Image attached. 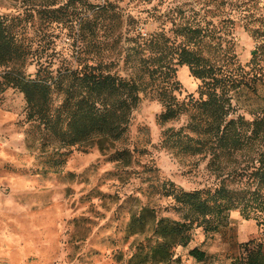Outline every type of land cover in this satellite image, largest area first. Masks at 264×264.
<instances>
[{
  "label": "rangeland",
  "instance_id": "rangeland-1",
  "mask_svg": "<svg viewBox=\"0 0 264 264\" xmlns=\"http://www.w3.org/2000/svg\"><path fill=\"white\" fill-rule=\"evenodd\" d=\"M49 1L0 0V14L14 19L34 55L52 63L61 81L58 106L74 92L84 64L101 63L121 76L145 78L140 59L150 52L140 49V39L158 32L173 37L178 24L196 23L204 15L216 22L230 16L243 64L250 63L261 42L245 30L244 16L253 15L252 25L264 31V0H109L104 8V0H63L56 12L46 7ZM36 69L34 63L27 71ZM247 70L251 77L259 73L257 91H237L233 115L252 119L264 106V59ZM176 78L179 99L196 95L202 84L187 66L177 67ZM142 97L128 136L101 150L94 144L60 147L44 125L28 119L20 91H0V264H130L134 254L157 243L156 218L180 219L178 204L164 195L171 183L189 192L223 178L230 182L226 176L245 164L247 154L215 163L210 156L181 151L165 131L185 125L187 118L163 122L161 96L149 88ZM118 147L131 151L130 165L114 160ZM147 209L155 216L148 213L132 227L133 218ZM189 233V243L173 249L171 264H231L240 243L261 238L263 227L233 210L218 230ZM195 247L206 252L205 261L190 256Z\"/></svg>",
  "mask_w": 264,
  "mask_h": 264
},
{
  "label": "trees",
  "instance_id": "trees-1",
  "mask_svg": "<svg viewBox=\"0 0 264 264\" xmlns=\"http://www.w3.org/2000/svg\"><path fill=\"white\" fill-rule=\"evenodd\" d=\"M62 2L50 0L45 5L56 12L61 10ZM108 2L104 0L103 8ZM244 18L245 30L261 41L250 63L243 64L236 52L234 19L225 15L216 22L204 15L196 23L178 24L173 37L158 32L140 39V49L150 52L140 59L145 78L121 76L101 63L84 64L77 71L74 92H67L65 102L58 106L55 100L61 81L52 63L43 60L42 55H34L22 42L14 19L0 14V91L7 88L20 91L26 101L28 119L44 125L57 137L60 147L94 144L104 150L109 143L123 140L128 136L142 95L151 88L164 101L163 122L187 118L185 125L165 131L181 151L210 156L215 163L247 154L245 164L237 165L234 174L226 176L232 178L230 182L223 178L214 185L189 192H180L171 183L172 188L164 195L178 204L175 210L180 219L156 218L157 243L144 253L134 254L130 264H171L173 249L189 243L190 231L196 228L205 233L216 231L226 225L233 210L246 219H255L263 227V236L240 243L239 253L231 264H264V106L254 118L246 119L233 115L232 102L234 94L244 87L257 91L259 73L251 77L247 68L264 59V31L252 25L253 15ZM259 19L262 20V15ZM34 63L36 71L29 73L27 68ZM178 66H187L191 75L201 80L196 95L177 97L181 90L176 78ZM63 110L67 112L62 113ZM113 151L114 160L131 164L128 148ZM148 213L154 211H141L131 226L135 228ZM189 254L199 262L207 258L206 252L198 247Z\"/></svg>",
  "mask_w": 264,
  "mask_h": 264
}]
</instances>
